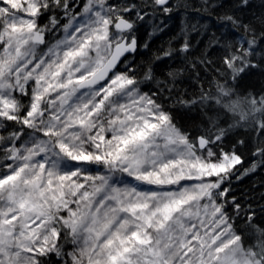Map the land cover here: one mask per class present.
Segmentation results:
<instances>
[{"label":"snow or ice","instance_id":"1","mask_svg":"<svg viewBox=\"0 0 264 264\" xmlns=\"http://www.w3.org/2000/svg\"><path fill=\"white\" fill-rule=\"evenodd\" d=\"M0 264H264V0H0Z\"/></svg>","mask_w":264,"mask_h":264}]
</instances>
